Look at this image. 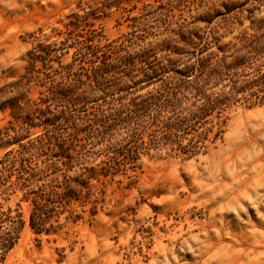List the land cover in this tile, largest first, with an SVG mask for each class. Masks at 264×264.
Segmentation results:
<instances>
[{"label":"rangeland","instance_id":"rangeland-1","mask_svg":"<svg viewBox=\"0 0 264 264\" xmlns=\"http://www.w3.org/2000/svg\"><path fill=\"white\" fill-rule=\"evenodd\" d=\"M172 6L165 0H0V134L10 129L33 139L55 130L44 122L60 114L50 92L62 81H75L93 100L118 98L147 77L171 82L203 64L204 76L217 72L210 88L244 89L252 75L248 81L234 68L254 55L249 41L264 38V0ZM72 23L90 24L85 29L102 35L99 59L76 57L73 49L50 69L38 63L32 71L38 44L53 43L55 31H76ZM237 96L223 139L208 154L185 160L163 151L143 157L133 177L106 180L96 173V215L87 208L82 221L62 220L52 235L27 227L5 264H264V86ZM16 100L18 117L10 109ZM99 104L73 117L79 123L94 118ZM22 211L29 220L30 205Z\"/></svg>","mask_w":264,"mask_h":264},{"label":"trees","instance_id":"trees-1","mask_svg":"<svg viewBox=\"0 0 264 264\" xmlns=\"http://www.w3.org/2000/svg\"><path fill=\"white\" fill-rule=\"evenodd\" d=\"M165 1L180 9L195 0ZM71 26L76 31H55L53 43L38 44L29 62L32 71H37L38 63L50 69L52 63L73 49L77 50L76 57L99 59L102 35L85 29L87 24L85 28L73 23ZM249 44L254 55L246 61L247 65L236 64L234 68L243 69L241 76L246 80L252 75V81L241 90L217 91L216 84L210 88L208 82L215 79L217 72L211 69L204 76L203 64L188 68L171 82L147 75L118 98L106 94L93 100L87 90L79 92L75 81L67 86L64 81L56 83L50 94L61 108L60 114L55 122H44L45 127L54 126L55 130L45 128L44 134L33 139L21 134L12 136L10 129L0 134V150L5 149L0 157V264L6 263L27 227L38 236L52 235L62 220L82 221L87 208L91 216L96 215L99 203L92 199L91 192L96 173L106 180L133 177L142 170L143 157H155L163 151L185 160L208 154L223 139L230 110L240 102L237 95L254 86H264V38L257 37ZM72 67L68 65L66 69ZM247 68L254 70L249 72ZM68 78L71 79V71L67 72ZM155 85L158 86L152 91L138 94ZM242 99L251 103L250 98ZM100 101L94 118L79 123L81 118L73 117L75 112H86L88 106ZM252 106L251 103L249 107ZM10 109L18 117L20 100L13 101ZM13 197H19V201L15 206L7 205ZM25 203L31 207L29 220L22 211ZM74 205L82 208V214L72 208Z\"/></svg>","mask_w":264,"mask_h":264}]
</instances>
